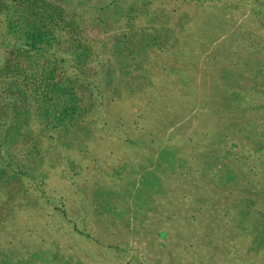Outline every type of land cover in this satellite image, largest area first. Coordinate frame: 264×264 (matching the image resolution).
<instances>
[{
  "label": "rangeland",
  "instance_id": "obj_1",
  "mask_svg": "<svg viewBox=\"0 0 264 264\" xmlns=\"http://www.w3.org/2000/svg\"><path fill=\"white\" fill-rule=\"evenodd\" d=\"M2 2L0 264H264V0Z\"/></svg>",
  "mask_w": 264,
  "mask_h": 264
},
{
  "label": "trees",
  "instance_id": "obj_2",
  "mask_svg": "<svg viewBox=\"0 0 264 264\" xmlns=\"http://www.w3.org/2000/svg\"><path fill=\"white\" fill-rule=\"evenodd\" d=\"M3 0H0V5L3 4L2 2ZM22 2V1H21ZM28 36L30 37V42H29V46L33 49V50H36L38 51L40 48H38V46H36L39 42H41V39L38 38V36L33 33H28ZM39 41V42H37Z\"/></svg>",
  "mask_w": 264,
  "mask_h": 264
}]
</instances>
